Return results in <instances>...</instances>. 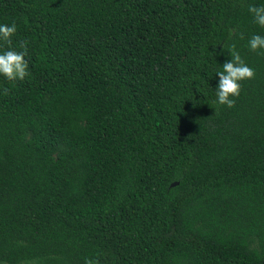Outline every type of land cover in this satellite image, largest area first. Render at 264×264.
Segmentation results:
<instances>
[{
  "label": "trees",
  "instance_id": "1",
  "mask_svg": "<svg viewBox=\"0 0 264 264\" xmlns=\"http://www.w3.org/2000/svg\"><path fill=\"white\" fill-rule=\"evenodd\" d=\"M250 5L264 0H0L17 25L0 53L28 41L30 72L0 76V264H264ZM233 44L255 78L228 108Z\"/></svg>",
  "mask_w": 264,
  "mask_h": 264
},
{
  "label": "clouds",
  "instance_id": "2",
  "mask_svg": "<svg viewBox=\"0 0 264 264\" xmlns=\"http://www.w3.org/2000/svg\"><path fill=\"white\" fill-rule=\"evenodd\" d=\"M248 11L252 14L254 22L264 27V5H250ZM16 32L17 25L15 22L11 25L0 24V41L10 45L12 43L11 38ZM241 39H243L242 35ZM27 44L28 41L20 43V47L23 49L20 52L8 49L0 53V76H3L7 81H24L26 77H29V65L27 60H25ZM248 47L250 51L264 55V36L253 35L248 41ZM229 54L231 59L222 65V71L216 73L219 77L216 96L219 105H226L228 108H232L235 106L234 98L240 95L241 82L254 79L255 70L245 63L234 44L231 46ZM9 93L10 90L7 87L2 89L3 95L7 96ZM84 264H100V261L98 259L85 258Z\"/></svg>",
  "mask_w": 264,
  "mask_h": 264
},
{
  "label": "water",
  "instance_id": "3",
  "mask_svg": "<svg viewBox=\"0 0 264 264\" xmlns=\"http://www.w3.org/2000/svg\"><path fill=\"white\" fill-rule=\"evenodd\" d=\"M178 185V182H173L171 185H170V187L172 188V187H175V186H177Z\"/></svg>",
  "mask_w": 264,
  "mask_h": 264
}]
</instances>
